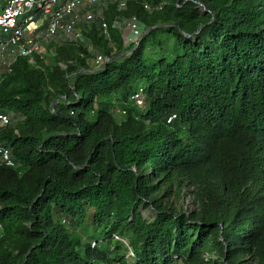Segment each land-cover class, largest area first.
<instances>
[{"label": "trees", "instance_id": "obj_1", "mask_svg": "<svg viewBox=\"0 0 264 264\" xmlns=\"http://www.w3.org/2000/svg\"><path fill=\"white\" fill-rule=\"evenodd\" d=\"M108 4L115 40L118 14L148 29L128 55L106 42L93 66L53 42L54 64L18 57L0 82L21 119L0 132L17 161L0 166V264H264V0ZM185 184L196 210L167 208ZM89 218L102 245L75 234Z\"/></svg>", "mask_w": 264, "mask_h": 264}, {"label": "built area", "instance_id": "obj_2", "mask_svg": "<svg viewBox=\"0 0 264 264\" xmlns=\"http://www.w3.org/2000/svg\"><path fill=\"white\" fill-rule=\"evenodd\" d=\"M109 1L116 2L120 9H125L128 5V0H105L106 3ZM100 2L101 0H0V82L4 74L12 71L18 57L29 58L34 63L35 56L43 52V43L50 42L59 34H64L68 41L77 42L83 39L84 25L97 22L105 35L109 36L110 25L102 16L101 10L98 11ZM145 8L152 10L149 3L145 4ZM120 24H125V21L115 20L113 27L118 28ZM125 29L132 36L129 44L135 43L136 47L148 32L136 15L128 19ZM108 60L109 57L100 55L96 58V63L101 65ZM132 100L138 108L145 109L146 89L139 88ZM12 123L13 113L0 111V132ZM16 165L12 149L0 139V166ZM2 230L0 225V232ZM115 238L129 246L127 238L120 235ZM96 244L95 240L92 246Z\"/></svg>", "mask_w": 264, "mask_h": 264}, {"label": "rangeland", "instance_id": "obj_3", "mask_svg": "<svg viewBox=\"0 0 264 264\" xmlns=\"http://www.w3.org/2000/svg\"><path fill=\"white\" fill-rule=\"evenodd\" d=\"M98 11L101 12L102 16L105 18V20L109 23L108 18H107V8L109 7V4L105 2V0H101L99 6H98ZM130 17L127 16L124 13L118 14V19L120 21H125V24H120V27L118 28H114V22L116 19H114V21L111 23V26L113 27L112 29L116 30L117 32H119V39L115 40L112 37L111 32L109 33V36H105L104 37V42L101 43V46H95L92 45L91 42L89 40H87V37L85 36L84 30H83V39L80 40L83 43H85L88 47L89 50L91 52V57L89 59L91 65L93 66H97L98 64L96 63V58L100 55L103 56H107V51H106V47H105V43L108 42L109 45H111V47L114 49V55H117V57L121 58L124 55H128L134 48H136L135 43L129 44V45H125L122 41L123 39V30L126 27L127 21ZM86 25H92L91 24H86ZM64 34H59L58 36L54 37L51 39L50 42H46L43 43V52L39 54L40 59H42V61L47 64V65H52L55 62V57L53 55V50H51V44L53 42H58L60 44L62 43H74L71 41H68L65 39V37L63 36ZM62 65V67H66V65L64 63H60ZM144 110V109H143ZM116 113V117L117 120L119 122H124L125 119V115L119 111L118 109L115 111ZM21 119L20 118H14L13 119V123H17L19 122ZM177 187H175V191L174 194L167 198V196L165 195H161V198L165 204V206L169 209H175L176 211H181V212H193L196 210V204L194 202L193 196L191 194L193 187L191 185H183L182 189L180 191V196H178L176 194L177 192ZM154 211L152 210H146L145 214L147 216H150L153 214ZM73 229L75 230V234L76 236H79L83 239L84 242H91L93 243V241L95 240H99L98 245L103 243V237H104V230L102 227H96L92 221L91 218L85 220L84 222H82L79 226V230H77L78 228H76L75 226H73ZM3 231L0 232V240L3 237ZM129 243V242H128ZM97 245V244H96ZM130 248V245H129Z\"/></svg>", "mask_w": 264, "mask_h": 264}, {"label": "crops", "instance_id": "obj_4", "mask_svg": "<svg viewBox=\"0 0 264 264\" xmlns=\"http://www.w3.org/2000/svg\"><path fill=\"white\" fill-rule=\"evenodd\" d=\"M118 20V18L116 19ZM132 39V36L130 35V31L128 29H124L123 30V40H124V44H129L130 39Z\"/></svg>", "mask_w": 264, "mask_h": 264}]
</instances>
